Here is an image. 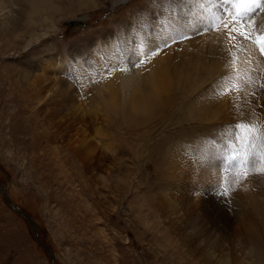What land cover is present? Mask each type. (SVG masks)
<instances>
[{"label":"rangeland","instance_id":"1","mask_svg":"<svg viewBox=\"0 0 264 264\" xmlns=\"http://www.w3.org/2000/svg\"><path fill=\"white\" fill-rule=\"evenodd\" d=\"M29 1L0 0V264H55L2 187L60 264H264V173L252 169L264 133L243 161L229 163L224 147L237 120L264 124V58L250 44L246 53L233 48L223 27L232 18L197 34L205 9L219 11L213 0H53L46 20L22 22L9 35ZM263 15H255L258 25ZM159 65L166 84L138 116L126 106L138 85L124 88L122 72L149 77ZM234 69L252 79L247 95H217V82L235 77ZM177 146L193 166L209 159L206 171L173 166ZM219 174L229 228L217 249L200 229L206 202L191 199V184L216 186ZM215 189L206 200L215 203Z\"/></svg>","mask_w":264,"mask_h":264},{"label":"snow or ice","instance_id":"2","mask_svg":"<svg viewBox=\"0 0 264 264\" xmlns=\"http://www.w3.org/2000/svg\"><path fill=\"white\" fill-rule=\"evenodd\" d=\"M213 2L219 8V11H213L211 8H206L205 12L207 16L203 19L206 21L204 27L198 30L197 34L203 31H215L223 21L231 17V24H223L226 29V38L229 41H234L233 47L238 48V52H245V44H250L260 54V58H264V25H258L255 20V15L259 11H264V0H213ZM234 33V34H233ZM181 38H190L187 35ZM168 46L167 41L164 44ZM156 54L155 49H151L148 55ZM139 62H144L141 59ZM233 62H238V57L233 56ZM243 63H250V61H243ZM134 67H138L139 63H135ZM236 76H225L222 77L216 85L217 95H231L239 92L242 96H246L245 89L249 84L253 83L252 79L246 73L244 76L239 75V69H234ZM259 75V72L256 73ZM236 79L240 82V87H237L232 81ZM264 87V85H261ZM234 131L232 133L233 141L225 143L226 149L225 159L231 163L232 161H243L245 159L243 153L252 145L254 138L258 133H264V124L254 123L251 120L240 119L237 120L233 126ZM243 133V135H237V133ZM264 164V155L261 156L260 160L256 161L252 165L254 173H264V166L257 167V165ZM247 167V165H246ZM248 172H244V179H247ZM240 179L239 175L233 173L232 184H235ZM225 177L221 176V182L217 184L216 190L219 195L224 198L228 196V187L224 186Z\"/></svg>","mask_w":264,"mask_h":264},{"label":"bare ground","instance_id":"3","mask_svg":"<svg viewBox=\"0 0 264 264\" xmlns=\"http://www.w3.org/2000/svg\"><path fill=\"white\" fill-rule=\"evenodd\" d=\"M81 1L79 5L83 4V3H92L94 0H79ZM114 5L116 4H119V3H122L124 2L125 0H111ZM29 5H30V12H28V16H26V18L24 19V21L22 20H14L13 21V27L11 26V30L9 31V35H12L16 30L15 29H19L21 26H23L24 24L22 22H25L27 27H33V26H36V23L38 22H42V19H47L48 18V13H50V11L53 8V0H30L29 1ZM42 10V15H41V11ZM49 10V11H48ZM36 17H39V20L37 21L36 20ZM16 19V18H15ZM256 20V19H255ZM263 24H264V15L262 16L261 18ZM15 27V28H14ZM34 31V29L32 30ZM7 34V33H6ZM222 34V33H221ZM216 35V34H215ZM214 35V36H215ZM213 36V35H212ZM222 37V36H221ZM216 40V39H215ZM223 40V39H222ZM226 42V40H225ZM230 45V44H229ZM232 45V44H231ZM228 46V45H227ZM230 47V46H229ZM234 48V47H233ZM232 48V50H233ZM236 51V49H234ZM233 50V51H234ZM246 53V52H244ZM245 56V55H244ZM243 57V55H242ZM243 60V59H242ZM217 65V64H216ZM161 66V65H159ZM158 66V67H159ZM45 68V67H44ZM161 73H164L166 74V71L164 69V67L161 66V68H158L157 71H153L152 74L148 77L147 75H141L140 73H130V72H126V71H123L122 72V75H121V83H122V86L124 88H129L130 86H132L133 84H136L138 85V89L137 91L140 93L139 97L134 99V101L130 102V104H127L126 103V106L129 105L130 106V109H132L133 111H135L138 116H142V115H145L147 113H149L152 109V102H154L155 100V97L158 93H161V88L166 84V80H164L161 76ZM188 77V75L186 76V78ZM119 79V78H118ZM189 80H193V78L189 79ZM110 83V82H108ZM111 86V85H110ZM117 90V89H116ZM138 94V93H137ZM112 99L114 100L113 96H112ZM225 101V100H224ZM204 104L205 102H201L198 104V106L196 108H202L204 107ZM128 106V108H129ZM263 137V136H262ZM178 147V146H177ZM253 148V147H252ZM181 149L184 150L181 146H179L177 148V157L173 159V157H171L170 159L172 160V164L173 166L177 165V164H183L180 168H188L186 172H183L184 174L185 173H192V169H205L207 167H209L208 163H209V159H205L204 160H199L200 162L197 163L196 166H193V163H191L190 161H188V159L185 157V155H181ZM194 149V148H193ZM95 149H90L89 153L93 155V152H94ZM221 150V149H220ZM252 150V149H251ZM186 151V150H185ZM196 152V150H193ZM211 151H213L211 149ZM210 151V152H211ZM184 152V151H183ZM189 152V151H188ZM197 153V152H196ZM184 154V153H183ZM204 155V154H203ZM226 155V154H225ZM259 155V154H258ZM198 156V155H197ZM202 157V156H201ZM258 157V156H257ZM211 158V157H210ZM194 159V157H193ZM199 159V158H197ZM201 159V158H200ZM251 160V159H249ZM256 160V159H255ZM258 160V159H257ZM95 161V160H94ZM192 161V160H191ZM247 161V160H246ZM100 162V161H99ZM193 162V161H192ZM251 162V161H250ZM253 162V161H252ZM249 163V162H248ZM256 163V161H255ZM95 164V163H94ZM210 164V163H209ZM99 165V164H98ZM97 165V166H98ZM205 165H207V167H205ZM214 164L212 165V168H213ZM96 167L94 166L93 169L91 168V172H94V170ZM179 168V166H178ZM180 171V170H179ZM201 171V170H199ZM206 171V169H205ZM210 172V171H209ZM180 173V172H179ZM195 174V173H194ZM262 173H260L261 175ZM201 175V174H200ZM253 175V174H252ZM259 175V174H258ZM264 175V174H263ZM180 176V180L183 182L184 181V178L185 176L183 175H179ZM199 176V175H198ZM217 176H221L220 174L217 175ZM262 176V175H261ZM184 177V178H182ZM208 177V176H207ZM214 177H216L214 175ZM213 178V177H212ZM218 178V177H217ZM243 178V177H241ZM199 179V178H198ZM202 179H205V178H202ZM261 179H264V177L262 176ZM244 180V179H243ZM260 180V179H259ZM258 180V181H259ZM202 181V180H201ZM218 181V180H217ZM217 181H213V182H216ZM245 181V180H244ZM262 181V180H260ZM211 182V181H209ZM244 183V182H242ZM260 183V182H259ZM198 183H192L191 186H192V189L194 188L193 190V193H192V196H191V199L193 201H195V199H199V200H203L206 202V204L204 203L203 205H205V208L202 210L201 214H200V229L209 237V238H212L217 247L218 248H221L219 244H221L222 242H225V236H226V233H227V230L229 228V224H228V221H227V217L225 215V211H224V208H221L222 205H220V201H222V197L221 195L218 196L217 200H215V203H213V201H209V200H206L207 197H209V192L210 191L209 189L210 188H216L214 186L213 183H208L206 184L207 186H203V187H199L196 186ZM238 184V183H237ZM261 184V183H260ZM246 185V183H245ZM236 186V185H235ZM264 186V185H263ZM245 188V187H244ZM259 188V187H258ZM262 188V187H260ZM191 189V190H192ZM249 189V188H247ZM216 190V189H215ZM245 190V189H244ZM243 191V190H242ZM246 191V190H245ZM253 190H251V192H249L248 194L251 196V198H256L258 193L256 192H252ZM259 191V190H258ZM257 191V192H258ZM217 192V190H216ZM244 192V191H243ZM248 192V191H247ZM246 193V192H245ZM199 195H202L203 197H200ZM199 196V197H198ZM205 197V198H204ZM215 198V197H214ZM208 199V198H207ZM177 200V203L176 205L178 204V199L176 198ZM219 200V201H218ZM203 201V202H204ZM165 202H172L171 200H168L166 199ZM223 203V202H222ZM232 216V215H231ZM248 219V218H247ZM243 224V223H242ZM223 234V235H222ZM242 237V235H240ZM240 237V238H241ZM217 239V240H216ZM198 248L202 249L203 250V247L204 245L202 244V242L205 243V240H200L198 241L195 240ZM200 244L202 246H200ZM55 255V254H54Z\"/></svg>","mask_w":264,"mask_h":264},{"label":"water","instance_id":"4","mask_svg":"<svg viewBox=\"0 0 264 264\" xmlns=\"http://www.w3.org/2000/svg\"><path fill=\"white\" fill-rule=\"evenodd\" d=\"M2 192H3V196L5 198V201L7 202L9 207L12 210H14L15 212L19 213L21 216H23L30 223V225L33 229L34 236L37 238L38 242L43 246V248H45V250L48 252L52 261L55 264H60V263L56 262V257L54 255L53 251L51 250V248L39 238V231L36 228V222L34 221L32 216L30 214H28L27 212H25L20 206H17L13 201H11L9 194H8V190L6 187H2Z\"/></svg>","mask_w":264,"mask_h":264}]
</instances>
